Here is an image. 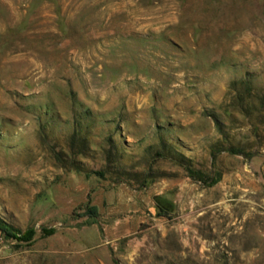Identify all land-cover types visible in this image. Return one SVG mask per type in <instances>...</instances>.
<instances>
[{
  "label": "rangeland",
  "instance_id": "rangeland-1",
  "mask_svg": "<svg viewBox=\"0 0 264 264\" xmlns=\"http://www.w3.org/2000/svg\"><path fill=\"white\" fill-rule=\"evenodd\" d=\"M256 96L264 0H0V264H264Z\"/></svg>",
  "mask_w": 264,
  "mask_h": 264
},
{
  "label": "trees",
  "instance_id": "trees-1",
  "mask_svg": "<svg viewBox=\"0 0 264 264\" xmlns=\"http://www.w3.org/2000/svg\"><path fill=\"white\" fill-rule=\"evenodd\" d=\"M244 83V86L246 88H249L251 89V85L249 82L245 81L243 82ZM255 99L257 100V103L258 104H254V106H258V107H262L264 108V97L262 96H256ZM80 131L79 132H74L72 135H71V141H73V143L76 142L77 138L82 141V145H83V149L85 148V141L86 139H81L80 138ZM229 151L231 153H244V150L242 149H239V148H231L229 149ZM96 174H99L100 175V172H95ZM191 175L193 177H198V179H201V172H196L194 170H191L190 171ZM203 175V174H202ZM219 181V178H215L211 181V185H214L216 184L217 182ZM91 211L92 213H97V208L96 207H92L91 208ZM0 229L10 238H15V239H18V240H22V241H31L35 234H36V231L34 228H30L28 230H26L25 232H22L21 230L13 227L11 224H8L7 222L3 221L1 218H0ZM48 234H52L54 233L55 230H46Z\"/></svg>",
  "mask_w": 264,
  "mask_h": 264
}]
</instances>
